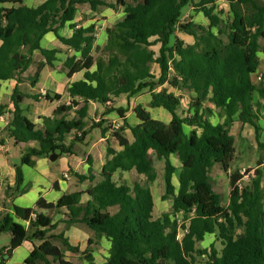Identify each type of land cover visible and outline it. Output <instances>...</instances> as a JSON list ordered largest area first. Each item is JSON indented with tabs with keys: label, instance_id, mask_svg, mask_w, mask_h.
I'll use <instances>...</instances> for the list:
<instances>
[{
	"label": "trees",
	"instance_id": "trees-1",
	"mask_svg": "<svg viewBox=\"0 0 264 264\" xmlns=\"http://www.w3.org/2000/svg\"><path fill=\"white\" fill-rule=\"evenodd\" d=\"M221 1L228 5L225 17L216 0H137L134 4L127 0H42L34 6L25 0H0V81L19 82L34 64V84L41 68L53 65L59 49L40 46L47 33L79 55L68 58L67 76L82 72L80 79L69 84L70 102L56 107L51 116H42L41 125L23 114L19 103L24 95L16 86L12 107L0 105V115L9 112L8 122L0 130V145L9 138L14 144H39L38 150L21 154L20 163L14 166L15 191L23 181L21 165L31 164V156L80 153L75 143L88 132L89 101L105 106L106 114L115 111L123 117L125 108L110 106L116 97L149 93L150 107L163 108L171 116L165 123L136 105L138 122L130 125L123 119V125L112 133L120 149L106 147L97 181L88 155L87 173L73 175L93 184L64 193L55 202L40 198L33 208L12 204V213L0 214V232L10 233L9 245L0 251V264L24 240L33 244L24 260L27 264H78L66 258V251L80 252L87 264H264V167L259 166L263 161H257L241 187L237 185L240 172L236 169L228 174L226 205L221 204L210 177L215 163L227 172L235 156L230 134L235 120L254 127L257 147L264 151L258 125L264 110V74L258 83L254 80L259 53H264V0ZM83 3L92 11L100 7L123 11L122 19L106 27L102 47L95 46V24L82 27L73 21L77 5ZM186 10L191 11L189 18H184ZM198 13L207 19L206 25L192 20ZM65 26L72 30L69 36L59 33ZM177 32L190 36L192 42L184 41ZM35 52L41 60H33ZM164 84L193 94L180 113L181 96L162 87ZM44 97L51 99L48 94ZM76 98L84 104L71 118L62 116L79 103ZM214 114L222 121L213 122ZM125 128L132 135L131 142L122 133ZM152 155L163 161L161 199L171 201L170 210L157 218L152 215L149 186L157 176ZM170 155L180 162L177 189L171 181L177 169ZM130 171L142 174L144 180L128 184L113 178ZM50 212L63 217L55 222ZM59 222L84 224L98 237H105L109 242L105 260L96 263L89 247L80 251L63 231L50 234ZM206 234L214 235L213 242L199 247ZM54 238L64 248L53 244L50 239Z\"/></svg>",
	"mask_w": 264,
	"mask_h": 264
},
{
	"label": "crops",
	"instance_id": "crops-1",
	"mask_svg": "<svg viewBox=\"0 0 264 264\" xmlns=\"http://www.w3.org/2000/svg\"><path fill=\"white\" fill-rule=\"evenodd\" d=\"M41 1L42 0H25V3L27 5L34 6L39 4ZM96 14H99L98 16H102L101 17L102 19L101 20L99 19L98 21L96 20L99 17H95L94 19H92V16ZM82 16H87V21L81 24L77 23V21L80 20ZM122 17H123V11L120 7L116 9H112L110 7H100L97 11H92L88 3H83L77 5L75 18L73 21L77 24V26H82V27H86L92 23L95 24V28H96V32L94 34L96 37L95 46L102 47L106 41V32H105L106 27L111 26L118 20L122 19ZM71 31L72 30L68 26H65L59 30V33L63 36H69L71 34ZM40 46L46 49L57 48L59 49V51L55 53L56 59L53 61L52 66L44 65L41 68L39 76L34 84L31 83V76L35 71L34 64H32L31 67L29 66V68L22 73L21 80L19 82H17L15 79H7L0 81V105L1 104L7 105V109H10L12 107L11 95L16 86L18 88L19 93L24 95L23 99L19 103V106L23 114L29 120L36 123L37 125H41L42 116H51L56 107L60 105H67L70 102V97L67 92L69 84L72 81L78 80L82 77V72L74 73L70 77L67 76V71L69 70V65L67 64L68 58L71 55H76V57H79V55L73 52L72 50H69L68 47L62 44L52 33H47L45 36H43V38L40 41ZM95 53H96L95 50H93L92 55L94 56ZM36 54H38L39 57L35 60ZM41 59H42L41 55L38 52H35L33 55V60L38 61ZM41 90H44L46 94H48L51 97V99L46 100L44 97L45 95H42L40 93ZM55 94L60 95L59 98H55L54 97ZM75 100L78 101L79 103L76 106H73L69 111L62 113L61 114L62 116L67 115L68 118H71L74 115L76 109H79L84 104L83 101H81L80 99L76 98ZM97 103L98 102H93V101H89L86 103L87 116H86L85 130L88 132L81 142L75 143V147L80 151V153L59 155L54 161H50L47 157L44 156H31L30 158L32 162L31 164L21 165L23 181L19 187L18 192L15 191V187H14V180H15L14 166L17 163L14 161L13 162L10 161V155H11L10 149H12L11 144H13L15 149H20L21 151L20 156L21 154L28 153L31 150H38L39 144L37 141H29V142L14 144L13 140L9 138L6 139L3 145H0V214H4L7 212L12 213L11 210L12 204L20 207L33 208L35 207L36 202L40 198L45 199L47 202H55L62 194L70 193L74 191H82L89 184H93L95 181H97L99 179L97 174L100 171L102 164L104 163L106 147L111 146L114 149H120V146L118 145L116 138L112 135V131L110 127L114 123L123 125V119H125L127 123H129L130 125L136 124L138 122L134 114V107L136 105H142L150 112V114L154 118L160 119L165 123L169 122L171 118L170 114L163 108L150 107L149 93L133 96L130 98L124 95L119 105L115 104V99H114V101L110 104V106L116 108L117 107L125 108L126 111L124 112L123 117L119 116L115 111L106 114L105 106L103 105L102 108L98 110ZM161 111L164 112L163 117L160 116V114H158ZM215 118L217 119L216 121H222V118H218L217 115L215 116ZM8 119H9V112L8 110H6L3 114L0 115V130L3 129L4 126L7 124ZM259 120L264 121V110H261L259 114ZM238 123H240V128L244 130H245V126L249 125V124H242L238 120H235L231 125V127L234 126L236 127ZM242 125L244 126L241 127ZM258 125L260 127L259 139L260 141H264V127L262 128L261 124L259 123ZM91 126H95V127L91 128ZM103 128H107V130L105 132H102ZM94 131L96 133H93ZM124 132H125L124 135L125 138L129 142H131L132 135L130 131L127 128H125ZM70 139L71 136L70 135L67 136L66 142L68 143ZM254 139H255V131H254ZM254 146L257 147V143H255ZM88 155L91 157V161H92L91 166L94 173L96 174L95 180L92 183H90L88 180L84 182H80L78 181L76 176L73 175V172L80 174L87 173L89 164L87 162L86 157ZM57 160H59L60 162L56 163ZM170 160L177 169V171L173 174L171 179L172 184L177 189L178 187L177 172L178 169L180 168V162L175 155H170ZM175 161L177 162L175 163ZM262 165H264V162L262 163ZM243 168L245 167H242L241 169ZM132 172L134 171H130V173ZM125 173H129V172L116 173L114 176H118L121 174L123 176L122 178H125L124 176ZM225 173L228 175L229 170ZM161 174L163 176V171ZM156 179L157 176L155 180L149 184L153 197V203H154L153 212L155 208V195L153 192V186L154 183L156 184ZM245 181L247 180H244L243 183ZM121 182H125V181H121ZM163 193H164V186H163L162 194ZM86 198L87 197L84 195L82 197V200L85 201ZM228 200H229V192H228ZM227 203L228 202H226L224 205H226ZM163 212H167V211H163ZM52 213L53 212H50L51 215ZM153 217L157 218L159 216L156 217L153 215ZM60 223L66 225L63 222ZM60 223L57 224V227L54 230H56L58 227L61 226ZM78 224L79 223H75L74 225H78ZM74 225L72 224V226L68 228V230H71ZM52 232L53 230H51L49 233L53 234ZM63 232L64 235L68 238L69 242L73 244V242L75 241L71 239L72 234H70L71 236L66 235L67 230ZM50 240L52 241L53 244L59 246V244L55 243L53 239ZM104 240L107 242V247L104 246L106 247L105 253H101L100 250V248L103 247V244L101 245L100 241L98 242L91 241V238L88 236L86 237V239L83 240V242L76 241L74 244H77L79 246L80 251L84 250L86 247H89L93 259L96 262L99 260L98 258L105 259L108 253L109 242L107 241V239ZM213 240H214L213 234H206L202 242H207V244L209 245L211 242H213ZM36 243L39 244V242ZM91 246L93 247L91 248ZM202 247L205 246L202 245ZM5 249H3L2 252H4ZM32 249H33V244L28 240H24L18 247H16L12 251L10 257L6 259L4 264H27L24 262V260L30 254ZM65 254H66V258L74 262H77V260H75V258L73 257L74 255L67 253V251L65 252ZM75 255L81 256V253L79 252ZM48 259L51 260L50 257H48Z\"/></svg>",
	"mask_w": 264,
	"mask_h": 264
},
{
	"label": "rangeland",
	"instance_id": "rangeland-1",
	"mask_svg": "<svg viewBox=\"0 0 264 264\" xmlns=\"http://www.w3.org/2000/svg\"><path fill=\"white\" fill-rule=\"evenodd\" d=\"M127 2H129L130 4H134L137 2V0H127ZM216 2L218 4L217 9H222V11H224L222 16L225 17V14H227L228 5L221 0H216ZM189 14H191V11L186 10L185 14H184V18H189ZM98 15L99 14L92 16V19H94L95 17H99L96 21H98L99 19L101 20L102 16H98ZM192 20L195 23H200L203 25H206L208 23L207 19L201 13L195 14L194 17L192 18ZM85 21H87V16H82L81 19L77 21V23L81 24ZM177 35L179 37H181L182 39H184V41H186V42H192V38L188 35L182 34L180 32H177ZM153 49L156 50L157 46H153ZM94 56H96V53ZM38 57H39L38 54H36L35 60ZM259 57H260V67H259L258 73L264 74V53H262V52L259 53ZM31 66L32 65H30V67ZM154 70L157 71V68L155 67ZM254 80L256 81V83H258L260 81V80H256L255 77H254ZM162 87H166L168 89V91H172L175 94L181 96V105L178 108L179 113L181 112V109L186 108L187 102L189 101L190 97L193 95L189 91L178 90V89L169 87L167 84H164ZM122 97H124V95H120L119 97L115 98V104L116 105H119L121 103ZM209 105L212 106L210 103H209ZM97 107H98V110H100L102 108V105L97 103ZM217 111H218V109H215L216 113H217ZM114 114H116V113H114ZM158 114H160V116H162V117L164 116V112H162V111ZM215 116H216V114H214L212 117L213 122H216V120H217L215 118ZM66 117L68 118V116H66ZM258 123L261 124L262 128L264 127L263 126L264 125L263 120H259ZM243 126L244 125H242L241 127H243ZM234 127H231L230 134H232L234 137L235 156L230 163V166L228 169L229 173L233 172L236 169L239 171V169H241L242 167H245V169L251 168L250 171H253V169L257 166L256 163L258 160L264 162V151L261 150L260 148L254 146L256 143V141L254 139V127L251 125H246L245 130H244V129L240 128V123H238L235 128ZM93 133H96V132L94 131ZM122 133L125 135L124 131ZM11 147H12V149H10V153H11L10 161L11 162L14 161L17 164H19L21 151H20V149H15L13 144H11ZM152 157H153V162H154V168H155L156 173H157L156 184L154 183V186H153V192L155 195V208H154L153 215L157 217V216H160V214L163 211L170 210L171 202H170V200H162L161 199V194H162L163 186H164L163 185V183H164L163 182V176L161 174L163 171V161L158 160L155 156H152ZM59 162H60L59 160L56 161V163H59ZM176 162L177 161H175V163ZM262 163L259 166L264 167V165H262ZM124 176H125V178H122L123 176L120 174L118 176H114V179L117 182L125 181L128 184H131L134 180H144V176L143 175L140 176L136 172L125 173ZM141 177H143V178H141ZM210 177H211V183H212L213 190L220 195L221 204L224 205L226 202H228V192L230 190L229 176L222 170V168L220 167L219 164L215 163L212 166V168L210 169ZM109 210L111 212H113V211H115V208H109ZM52 216H53V221H59L63 217L62 213H58V212H53ZM60 224H61L60 227H58L56 230H53V232H52L53 234H55V233L57 234V233H60L61 231L67 230L66 235L71 236L70 234H72L71 239L74 240L75 242L76 241L83 242V240L86 239V237L88 236L91 238V241H93V242L94 241L95 242L100 241L101 245L103 244V247L104 246L107 247V242L104 240L106 238L102 237V236L98 237L93 232V230H91L90 228H88L84 224H78V225L73 224L74 226L72 227L71 230H68V228H70L72 225L67 226V225H64L62 223H60ZM179 236H181V234H179ZM9 240H10V233L7 231H1L0 232V251L5 249L9 245ZM53 241L55 243H58L60 247L64 248L60 239L54 238ZM75 242H73V244ZM202 245L205 247H208L207 242H199L198 243L199 247H202ZM216 245L219 247L218 243H216ZM92 247L93 246H91V248ZM103 247L100 248L101 253H105L106 247H104V248ZM67 253L74 255L73 257L75 258V260H77V262L79 264H87V262L82 258V256H77V255L72 254L68 251H67ZM0 259H1V256H0ZM98 259L99 260L96 261V263H100V262L105 260L104 258L103 259L98 258ZM196 264H201V263L199 261Z\"/></svg>",
	"mask_w": 264,
	"mask_h": 264
},
{
	"label": "built area",
	"instance_id": "built-area-1",
	"mask_svg": "<svg viewBox=\"0 0 264 264\" xmlns=\"http://www.w3.org/2000/svg\"><path fill=\"white\" fill-rule=\"evenodd\" d=\"M262 75H263L262 73H257V74L255 75V79H256V80H260V79L262 78ZM40 93H41L42 95H45V94H46V92H45L44 90H41ZM119 126H120V125H119L118 123H114V124H112V126L110 127L112 133H113L117 128H119ZM239 172H240V174L242 175V177H241V179H239V181L237 182V185H238V187H241L242 184H243V181L249 179V175L252 173V171L247 172L246 169L243 168V169L239 170Z\"/></svg>",
	"mask_w": 264,
	"mask_h": 264
},
{
	"label": "water",
	"instance_id": "water-1",
	"mask_svg": "<svg viewBox=\"0 0 264 264\" xmlns=\"http://www.w3.org/2000/svg\"><path fill=\"white\" fill-rule=\"evenodd\" d=\"M56 158H57V153L50 154V156L48 157L50 161H54Z\"/></svg>",
	"mask_w": 264,
	"mask_h": 264
}]
</instances>
